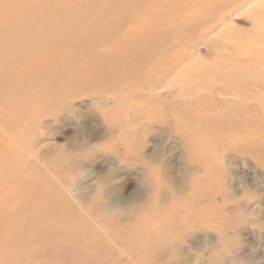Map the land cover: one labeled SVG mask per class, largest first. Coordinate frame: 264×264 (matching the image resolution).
Returning <instances> with one entry per match:
<instances>
[{
  "label": "rangeland",
  "instance_id": "rangeland-1",
  "mask_svg": "<svg viewBox=\"0 0 264 264\" xmlns=\"http://www.w3.org/2000/svg\"><path fill=\"white\" fill-rule=\"evenodd\" d=\"M147 25V33L139 35ZM172 28L181 36L171 48L176 52L170 49V38L162 37ZM137 35L144 38L128 48ZM147 45L153 48L150 56L170 49L161 57L167 58L166 69L163 64L155 69L165 74L155 90L134 83L107 92L102 84L97 87L140 59L137 54L129 60L126 52L144 51ZM146 64H139V70ZM208 80L213 82L204 94L218 102L220 115L231 104L240 105L231 89L242 93L243 104L248 102L249 127L235 129L234 141L251 129L264 131V0H0V264H59L62 250L34 247L36 228L58 222L62 225L54 234L65 235L64 246H78V241L66 239L74 233H95L99 242L114 243L124 252L115 254L114 263L94 264H120V258H129L134 241L128 238H148L156 221L148 216L153 222L135 233L130 226L153 206L155 189L143 181L157 166L151 161L166 165L177 187L184 186L190 171L171 116L155 108L164 101L169 109L193 106L190 102L200 92L196 89ZM117 103L118 113H111ZM259 117L263 119H252ZM198 132L206 135L201 140L210 147L206 152L212 166L220 171L226 167L233 199L249 196L246 210L238 206L236 218H228L224 241L232 251L214 264H264V166L258 164L264 158V134L258 146H248L263 147L258 149L263 156L251 157L248 150L236 156L227 146L223 159L228 138L218 139L213 130ZM118 219L131 223L122 222L119 228ZM208 230L186 233L182 242L168 246L163 264H194L205 243L217 244V233ZM72 259L76 261L65 264H92Z\"/></svg>",
  "mask_w": 264,
  "mask_h": 264
},
{
  "label": "bare ground",
  "instance_id": "bare-ground-1",
  "mask_svg": "<svg viewBox=\"0 0 264 264\" xmlns=\"http://www.w3.org/2000/svg\"><path fill=\"white\" fill-rule=\"evenodd\" d=\"M155 20L156 19H154V21ZM149 27H151V26L147 25L146 27H144L143 30H145V31H142V32H145V33H138V34L139 35L140 34L145 35L147 33L146 31L148 29H150ZM158 33H159V31H158ZM158 33H153L152 36L155 40L160 41V40H162V38L158 37ZM169 33H168V31L163 32L162 37L165 40L166 39L169 40V38H170L169 44H170V49H171L174 46H177L176 45L177 37L179 40V38L181 36L178 35V30H175L174 28L169 30ZM143 35L141 36V38L142 37L144 38ZM141 38L138 37V35H137V37H132L131 40L129 39L130 42L127 43L128 48L132 44L139 43ZM125 40H127V39H125ZM142 42H143V39H142ZM129 44H131V45H129ZM147 44H148V42H147ZM128 48H127V51H128ZM149 48H150V46H148V48L144 51H141L139 48L138 49L135 48V49L129 50L128 53L126 52V54H127L126 57L129 58V60L131 59V57H134L135 59H137V54H140L139 55L140 59L137 60L138 64L135 63L134 66H132V68H129L128 71L126 68V71H124V72L121 71V73H119V74L117 73L118 71L115 72L113 74L114 76H112L111 78H108V80H106V81L101 79L103 81H101L100 86H97V84H93V86L96 85L97 87H101V84H102L103 88L102 87L101 88L104 89L105 92H107L108 90H116L119 87H124L125 85H133V83H134V84H137L139 86L140 85L144 86V87L147 86L148 88L153 87V89L155 90L154 86L156 85V82L158 83V81L160 79H162V77L165 75L162 70L158 71L155 69L159 65H162V64H163V67L166 69V59L167 58L162 59L161 57L163 56V54L165 55V53L168 52V50H170V49H168L166 52H165L166 49L163 50L162 52L158 51L153 56H150V54L152 52L151 49L153 50V48H151V49H149ZM172 51H175V50H172ZM121 54H122V52H121ZM167 56H169V55H167ZM254 56L256 57V55H254ZM168 59H169V57H168ZM229 59H231V58H229ZM118 60H119V58H118ZM131 60H133V59H131ZM173 62L174 61H171V63H173ZM237 62H238V60H237ZM145 63H147V64L144 66V68L142 67L143 69L139 70L138 65L139 64H145ZM116 64L118 65V63H116ZM132 65H133V63H132ZM124 66H127V65H123V67ZM111 71L113 72L114 68H112ZM108 74L112 75L111 73H108ZM257 74H259V73H257ZM116 75H117V77H116ZM209 76L211 77L212 75H209ZM179 77H178L179 80H181L183 78L182 76H179ZM231 78H232V76H231ZM118 79L125 80V82L123 84H122V82L118 83L117 82ZM136 80L138 81L137 83H135ZM96 81H98V79ZM212 82L213 81H210V80L205 81L201 85V88L196 89V90H199L200 92L197 93L194 101L192 100L190 102V103L193 102L192 103L193 106H191V107L188 105V106H185L181 109H176L175 107H173V109L172 108L169 109L166 107L168 105V103H166L164 101V102H162L163 105H161V108H157V107L155 108L156 112L161 111L164 113H168L171 116V118H172L171 121L174 122L176 128L178 129L177 134H179L181 136L180 138L183 139V140L181 139V141H184V148L186 149L187 158H188L187 159L188 160V166L190 168V171H188L187 177L185 179L186 182L184 183V186L177 187L175 181H173V178H171V176H170L171 173L170 172L168 173L169 170L167 169V166L160 164L161 162L159 164H157V162H152L150 160L151 163L156 164L157 166H155L153 169H151V171H150L151 177L149 175L147 177L145 176L146 178H144L143 181H144L145 185H147L148 187L153 185L152 190L155 189V190H153L154 192H153V197H152L153 206H152V208L147 209V211L145 210L144 212H141L140 217L137 219V221L136 222L131 221V222H133V224H130V226H131L132 230H134V233H135V231L139 232V228H143L144 226H146V224H148V222H153L150 220V218H148V216L154 217L156 219V221L152 224L153 225L152 229L149 230V232H148V238L146 236L140 242H137L136 241L137 239L128 238V239H130V240H128L129 242L134 241V244H132V245L128 244L131 246L130 248L132 249V251L128 252L129 258L127 256H126V259L120 258V262H121L120 264H128V263L132 262L131 258L135 260V264H163V262H165L167 260L166 259L167 257L164 258V256H165V249L168 246H174L175 245L174 243L182 242L183 238L186 236V233L193 234V233L198 232L200 229L204 230V231H210L208 229H211L212 231L215 230L214 232L217 233L218 240L224 241L226 231L228 230V228L226 230V227L230 226L229 224L231 221V220L229 221L228 218L229 217L232 218V217H235L237 215V212L235 213V211H236L238 206H239V209H243V211L246 210V208H247L246 204L249 201L248 200L249 196L246 194L243 196V199H241V200L240 199H233L231 191H230V186L226 184L227 181L225 179V175L223 172L226 167L222 171H220V167H213L212 166L213 161L209 158L210 157L209 153L206 152L207 149L209 151L210 147H206L204 145L205 143H203L204 141L201 140L202 137H204V136L206 137V135L201 136L199 133L200 131L198 132V129H201L203 131H205V130L215 131L218 139H219V136H220L221 140L228 138L227 141H225V143H224L225 148H227V146L231 147L232 148L231 151L234 150V153L236 156H241L244 153H246L248 150L247 155H250L251 157L263 156L261 154V153H263V151H258V149H262L263 147L260 146L261 148H257V149L253 148L251 150L248 146H252V144H255L258 146L259 139L263 136L264 131L262 130V128L258 129L260 127L255 128L256 130L251 129V130H249L250 132L247 136L242 135L239 138L238 142H236V140L234 141L232 136H234L236 133H238L237 130H235V129H239V130L243 129V131H244L247 129V127H249L248 124H249V120L251 118L249 115H251V114H249L250 111L248 112V109L246 106V104L248 102L243 104L242 103L243 100H240V99L244 98V96H242V93H239L240 92L239 90H238L239 92L234 93L233 90L231 89L229 92H231V94L233 93V95L235 97L237 96L238 98H240L239 99L240 105L234 104L236 106H233V104H231L232 106H230V107L228 106L229 107L228 111H225L223 113L224 115H220V112H218L219 109L217 106L218 102L216 101L217 103H214L215 99H212L211 94L209 95V94H207V92H206V94H204L206 88L207 89L211 88ZM87 84H85V85H87ZM90 84H91V82L89 83V86H91ZM170 84H172V83H170ZM237 87H239V86L237 85ZM86 88H88V87H86ZM227 89L229 90V88H227ZM227 89L225 88L223 91L226 93ZM96 90H98V89H96ZM135 91H136V89H135ZM181 91H183V89ZM209 92H211V91H209ZM81 93H83V92H81ZM85 93H86V91H85ZM179 93H181V92L179 91ZM77 94H78V92H77ZM87 94H88V92H87ZM94 94H96V92ZM214 94H217V93H214ZM235 94H237V95H235ZM73 95H74V93H73ZM137 96H135V97H137ZM150 96H152V95H150ZM126 97H128V96H126ZM219 98H221V97L219 96ZM204 101H208L209 106L206 107L205 106L206 103L204 105ZM222 101L224 102V100H222ZM142 102H145V101L143 100ZM220 102H219V104H220ZM249 102H250V100H249ZM117 104H118L117 109L114 108V110L111 113H115V114L118 113V109L121 105L119 103H117ZM225 105H228V104H225ZM225 105H223V106H225ZM251 106L255 108L254 104ZM253 111L254 110H252V112ZM255 113H256V110H255ZM225 114H227V115H225ZM157 115L158 114H154L151 117L156 119ZM255 116H257V115H255ZM160 119H162V118H160ZM252 119L255 121H259V120H262L263 118L260 119V117H259L258 120L256 118H252ZM163 123L166 124V120ZM252 126H253V124H252ZM252 126H251V128H252ZM260 130H262V132ZM206 134H208V136H209V132ZM183 135H185V137ZM123 136H124V138H129V141L132 139V137H128L125 135H123ZM206 139L207 138H204L205 142H206ZM210 139L211 138H209L208 141H210ZM238 144H240V145H238ZM243 144H245L244 147H243ZM209 146H210V144H209ZM185 149H183V151ZM227 150H228V148L225 149L224 151H222L221 158L224 159V157L227 156V154H228ZM214 153H215V151H214ZM261 159H262V161H258L260 168L264 166V158H261ZM225 173H227V172H225ZM219 187L221 189H218ZM99 198H102V196L99 195ZM228 200H230V201L228 202ZM50 202H53V201H50ZM72 209H73V207L71 208V210ZM91 210H93V208ZM98 212H99V210H98ZM238 213H239V211H238ZM84 214H85V212H84ZM130 219H128L126 221H121L118 219L117 220V222L119 224L118 227L120 228L121 225H125L122 222H126L127 224L131 223ZM58 225H62V224L58 222V224L54 223V224H50L48 226L44 225V227L36 228L37 234H36V241L34 242L35 243L34 247L36 249H40V250H48V247L53 248V249L57 248L59 250H62L63 258L60 259L59 264H65V263H68L69 261L71 262L73 260L72 259L73 257L74 258L76 257L77 259L85 258L86 260L91 261L92 264H94L96 262H102V261H111L114 263V261L117 258L115 256V254H118V255H122L121 253L124 254V252H122L123 250L120 249V251H121V253H120L117 246L114 243H112L111 241L110 242L112 244H109V243L106 244L104 242V240H102L101 236H99V237L101 238L100 240H102V242H99L97 240L95 233L94 234L90 233L87 236H81L78 233H74V234L70 235V237L69 236L66 237V239L70 238L72 240L78 241V243H79L78 246H64V245H62V238H65V235L64 234L59 235L57 233L54 234V232H55L54 229L57 228ZM119 228H118V233L120 232ZM162 228L171 230L173 232L176 241H174L171 245L159 246L158 236H159V232ZM125 234H126V232H125ZM120 235L122 236V234H120ZM132 237H134V235ZM137 237H139V236H137ZM138 241H139V239H138ZM231 243H230V245H232ZM177 245H178V243H177ZM78 247H81V248H78ZM76 248H77V250H75ZM122 248L128 249V246H124ZM232 248H233V246H232ZM74 251L77 253H80V254L79 255L76 254V255L72 256L71 254H73ZM171 251H170V254H171ZM170 254H169V256H171ZM175 254H176V252H175ZM100 255H101V257H103L102 259L99 258ZM130 256H132V257H130ZM176 256H178V253ZM173 257L174 256H171L172 259H173ZM65 258H68V260L63 261V259H65ZM173 260H175V259H173ZM75 261L76 260L74 259L73 262H75ZM98 264H100V263H98Z\"/></svg>",
  "mask_w": 264,
  "mask_h": 264
},
{
  "label": "clouds",
  "instance_id": "clouds-1",
  "mask_svg": "<svg viewBox=\"0 0 264 264\" xmlns=\"http://www.w3.org/2000/svg\"><path fill=\"white\" fill-rule=\"evenodd\" d=\"M174 241L176 240L171 230L163 228L160 230L158 236L159 246L171 245ZM231 251L232 249L228 247V243L223 240H218L216 246L205 243L204 248L201 251L195 253L196 258L194 260V264H201V262L205 259L207 264H214V261L229 254ZM206 252L208 255L205 258Z\"/></svg>",
  "mask_w": 264,
  "mask_h": 264
}]
</instances>
